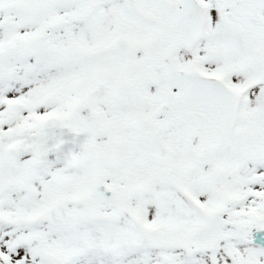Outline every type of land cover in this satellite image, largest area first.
Segmentation results:
<instances>
[{"label":"snow or ice","instance_id":"1","mask_svg":"<svg viewBox=\"0 0 264 264\" xmlns=\"http://www.w3.org/2000/svg\"><path fill=\"white\" fill-rule=\"evenodd\" d=\"M0 264H264V0H0Z\"/></svg>","mask_w":264,"mask_h":264}]
</instances>
